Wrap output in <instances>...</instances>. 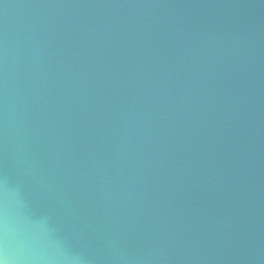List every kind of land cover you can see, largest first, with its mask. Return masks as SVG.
<instances>
[{"label":"water","instance_id":"water-1","mask_svg":"<svg viewBox=\"0 0 264 264\" xmlns=\"http://www.w3.org/2000/svg\"><path fill=\"white\" fill-rule=\"evenodd\" d=\"M2 264H264V0H0Z\"/></svg>","mask_w":264,"mask_h":264},{"label":"snow or ice","instance_id":"snow-or-ice-1","mask_svg":"<svg viewBox=\"0 0 264 264\" xmlns=\"http://www.w3.org/2000/svg\"><path fill=\"white\" fill-rule=\"evenodd\" d=\"M0 264H2V262H0Z\"/></svg>","mask_w":264,"mask_h":264}]
</instances>
